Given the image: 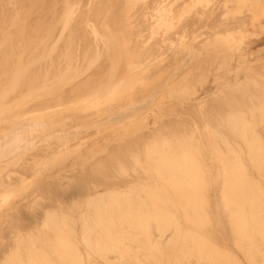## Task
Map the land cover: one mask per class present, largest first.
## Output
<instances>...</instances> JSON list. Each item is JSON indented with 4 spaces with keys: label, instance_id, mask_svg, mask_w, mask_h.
I'll return each mask as SVG.
<instances>
[{
    "label": "bare ground",
    "instance_id": "obj_1",
    "mask_svg": "<svg viewBox=\"0 0 264 264\" xmlns=\"http://www.w3.org/2000/svg\"><path fill=\"white\" fill-rule=\"evenodd\" d=\"M123 2L115 0L119 5ZM207 2L178 0L171 18L180 17L185 26L187 13L191 11L192 17L196 16ZM229 4V13L223 19L241 23L227 34L220 32L217 40L221 44L236 42L240 50H245L250 36L264 33V0H229ZM5 5L0 15V71L7 56L4 54L10 50L8 44L12 43L9 29L21 17V10L10 0ZM245 5L249 7L245 9ZM131 21L134 19L130 24ZM135 27L130 28L132 33ZM55 33L51 38L58 42ZM230 35L239 40L228 39ZM112 43L106 40L107 48ZM129 50L126 58L130 67L148 59L142 53L158 55V59L141 67L149 75L144 86L134 82L129 86L131 76L126 74L125 57L115 56L113 72L105 84L90 87L82 97L57 107L49 116L27 111L36 106L37 98L44 102L47 97L42 96L59 88L47 90L29 85L18 89L14 74L12 89L20 93L19 97L10 103L8 94L2 92L0 144H6L13 135L23 136L26 130L47 134L48 140L42 145L34 138L25 139L31 145L27 149L32 148L35 155L29 170H38L42 178H52L53 169L47 164L60 163L57 178L63 182L57 183L59 187L45 189L50 201L43 206V196H37V192L16 205L7 197L0 198V210H11L15 218L8 226L14 227L11 249L0 253V264H264V152L210 156L192 135L148 141L133 137L132 150L130 145L129 149L97 155L86 148L85 142L80 147L70 143L95 134L102 125L75 134L62 128L61 124L68 121L78 125L93 120L97 124L103 117L113 118L129 131L145 128V133L150 132L141 115L142 104L159 100L158 92L167 90L168 82L177 77L173 66L176 55L173 50L153 48L148 38L138 40ZM101 57L99 53L88 55L77 64L76 75L84 74ZM158 80L160 88L156 87ZM214 83H221L219 77ZM228 83L231 81L223 82ZM221 91L217 88L213 96ZM189 93V86H184L178 96L172 97L182 101ZM128 102L134 107L121 108ZM123 144L120 141L114 145ZM63 148L76 155L72 167L64 166L60 156L65 151L59 153ZM23 162L17 156L0 159V168ZM101 166L107 169L100 170ZM5 178L0 175V181L16 186ZM25 209L32 210L30 215L22 214Z\"/></svg>",
    "mask_w": 264,
    "mask_h": 264
},
{
    "label": "rangeland",
    "instance_id": "obj_2",
    "mask_svg": "<svg viewBox=\"0 0 264 264\" xmlns=\"http://www.w3.org/2000/svg\"><path fill=\"white\" fill-rule=\"evenodd\" d=\"M10 1L21 10V17L9 29L12 43L8 44L10 50L4 54L7 56L0 71V102L3 101V91L8 94L10 103L19 97L20 93L12 89V77L17 74L18 89H26L29 85L47 90L59 88L42 96L47 97L44 102L37 98L36 106L27 111L30 114L49 116L57 107L82 97L90 87L98 86V83L105 84L113 72L115 56L125 57L126 74L130 73L131 76L129 86L132 82L144 86L149 75L147 69L141 67L158 59V55L142 53L148 59L141 60L142 65L134 67L129 66L126 56L129 57L130 47H135L138 40L148 38L158 51H174L176 60L173 66L178 73L166 85L167 90L158 92L159 100L142 104L141 115L149 126L146 131L150 132L145 133V128L136 132L129 131L123 123L113 118L103 117L105 120L101 119L97 124L93 120L78 125L68 121L61 124L62 128L75 134L102 125L95 134H89L85 139L75 138L70 143L80 147L85 142L86 148L95 151L97 155L119 151V148L129 149L130 145L132 150L135 145L130 143V138L133 137L138 138V141H148L155 137L192 135L202 142L201 149L210 156L264 152V33L250 36L245 50H240L236 42L219 43L217 35L220 32L227 34L241 23L239 20L223 19L230 10L229 0H208L194 17L184 7L189 16L185 26L180 17L171 18L178 0H123L122 5L115 3V0ZM5 2L0 0V15L3 14V7L7 6ZM247 7L245 5L244 8ZM217 15L221 18L216 19ZM131 19H134L132 24L129 23ZM133 26H136L135 33L130 30ZM54 33L59 38L58 42L51 38ZM228 39L239 40V37L233 38L230 35ZM106 40L113 42L111 48H107ZM96 53L102 57L92 62L84 74L76 75L77 64L88 55ZM218 77L220 84L214 83ZM224 80H230L231 83L224 85ZM184 86H189L190 93L182 101H177L172 96H178V90ZM156 87H161L160 80ZM217 88L222 91L213 96ZM134 105L128 102L121 108L128 110ZM145 105L148 108L145 109ZM146 112L149 113L147 116L144 115ZM22 137L34 138L41 145L48 140L47 134L38 135L32 130L24 131ZM120 141L125 142V146L114 145ZM64 151V148L61 149L60 155ZM33 152L32 148H26L16 155L24 160L22 165L0 168L1 177L6 176L11 183L14 181L16 184L15 187H9L7 182L0 181V198H9L12 205L37 192V196H43L40 200L43 206L49 200L46 199L48 195L45 189L49 186L59 187V182H63L58 180L60 163L47 164L53 169L50 174L52 178H42L38 170H29L35 157ZM60 157L65 167L72 165L76 159V155L70 151H65ZM106 169L105 166L100 168ZM54 190L51 188V191ZM10 211L0 210L2 254L11 249L10 240L13 239L11 234L14 227L8 226L15 218ZM29 211L32 212L31 209H25L22 214L30 215ZM37 211L34 210V213Z\"/></svg>",
    "mask_w": 264,
    "mask_h": 264
},
{
    "label": "clouds",
    "instance_id": "obj_3",
    "mask_svg": "<svg viewBox=\"0 0 264 264\" xmlns=\"http://www.w3.org/2000/svg\"><path fill=\"white\" fill-rule=\"evenodd\" d=\"M30 146L24 137L13 135L6 144H0V159H11Z\"/></svg>",
    "mask_w": 264,
    "mask_h": 264
}]
</instances>
